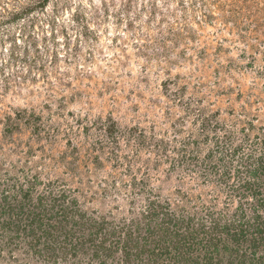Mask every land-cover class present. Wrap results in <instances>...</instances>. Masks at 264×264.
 Instances as JSON below:
<instances>
[{"label":"rangeland","instance_id":"rangeland-1","mask_svg":"<svg viewBox=\"0 0 264 264\" xmlns=\"http://www.w3.org/2000/svg\"><path fill=\"white\" fill-rule=\"evenodd\" d=\"M260 162L264 0H0V212L43 198L62 229L35 246L1 216L0 264H154L165 221L241 264Z\"/></svg>","mask_w":264,"mask_h":264},{"label":"trees","instance_id":"trees-1","mask_svg":"<svg viewBox=\"0 0 264 264\" xmlns=\"http://www.w3.org/2000/svg\"><path fill=\"white\" fill-rule=\"evenodd\" d=\"M253 164L251 163L249 168L248 166H244L246 169L245 171L248 172V170H251L252 173L250 174V178L248 179L247 183L243 185L245 190L251 191L254 194H258V196L262 192V187L264 186L261 177L264 176V166L260 162L258 163L257 166H254L252 168ZM53 203L57 202L56 200H52ZM261 201L260 203H262ZM57 204L50 205V202L48 201L46 204L43 203V198L40 199L39 204L37 206H34L35 210L31 211L30 214H17L15 215L16 212L11 211L10 206L7 207V209L4 207L2 209L3 212H0V218L1 216H9V220L5 221L6 223H3V225L7 231H13V227H17L18 229H22V231L29 232V235L27 236L28 240H31V243H34L36 245H40L43 243L41 241L42 238L45 239V237L48 239L49 235H51V232L53 233L52 228L56 229L55 233L62 231L61 228H59V223L57 225L53 226L51 225V221L55 220L52 219L51 213H53L54 209ZM57 214L65 215V214H70L73 213L71 210H69L67 207H64V205H60L58 207ZM0 210H1V203H0ZM71 211V212H70ZM150 213H157V208H153L152 211H149L148 214ZM258 216L256 217V222L253 223L251 221H246V222H241L238 224V227H235V241L236 244L240 247H243L242 250H238L237 254L239 255L241 264H264V214L259 213L258 210ZM48 215L50 218H48ZM54 215V214H53ZM26 216V218H24ZM20 217V221L19 220ZM29 217L35 218V219H28ZM39 219L38 222H35V220ZM23 220H26L27 223L22 224L20 226L17 225V223L23 222ZM38 224H41L45 228H48V230H42L40 227L42 226H37ZM166 224V221L163 222L162 224H159L158 230L162 232L163 235L158 236L156 241H154V247L151 249L150 247L148 248L149 251L151 252V255L153 256L152 258L156 259L159 257L160 259H157L154 264H163L167 261H170L169 259L173 260L174 264H212L213 258L211 257L212 252L215 250V244L213 243L214 240H219L218 237L221 235L219 233L217 226L214 229L213 236L208 238L207 240L205 239L204 236H200L197 238V234H186L182 239H178L181 234L179 229H176L177 227L180 228V225L177 223L173 226H170L171 229L174 230H165L164 231V226ZM2 225L0 222V229ZM20 227V228H19ZM188 230V227L185 228V231ZM204 231L203 227H200L197 229V231ZM224 231H229V228L225 227L223 229ZM217 231V233H216ZM204 233V232H202ZM202 233L200 235H202ZM170 236H175L177 241H170L168 240V237ZM221 239V238H220ZM218 242V241H217ZM116 243V241L114 242ZM45 244V242H44ZM185 244V245H184ZM173 249L174 251L169 254V249ZM262 248L263 250H260L259 248ZM245 248V249H244ZM187 249V250H186ZM48 250V248H47ZM192 251H198L197 253V261H195V258L193 254L191 253ZM204 250V251H203ZM158 251V252H157ZM217 251V249H216ZM219 251V249H218ZM111 252V249L109 250V253ZM200 252V253H199ZM231 252H234L233 250ZM173 254V257L170 258L168 255ZM221 254V253H220ZM258 254V256H257ZM128 256L129 253L125 252V256ZM121 260V259H120ZM171 263V261H170ZM172 264V263H171Z\"/></svg>","mask_w":264,"mask_h":264}]
</instances>
